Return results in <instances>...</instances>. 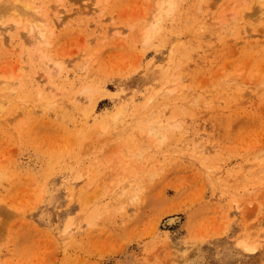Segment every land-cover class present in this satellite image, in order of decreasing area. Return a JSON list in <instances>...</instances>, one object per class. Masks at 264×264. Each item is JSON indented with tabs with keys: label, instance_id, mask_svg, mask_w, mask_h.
<instances>
[{
	"label": "rangeland",
	"instance_id": "1",
	"mask_svg": "<svg viewBox=\"0 0 264 264\" xmlns=\"http://www.w3.org/2000/svg\"><path fill=\"white\" fill-rule=\"evenodd\" d=\"M21 1L62 23L35 48L1 12L0 264H264V0L147 41L157 0Z\"/></svg>",
	"mask_w": 264,
	"mask_h": 264
},
{
	"label": "bare ground",
	"instance_id": "2",
	"mask_svg": "<svg viewBox=\"0 0 264 264\" xmlns=\"http://www.w3.org/2000/svg\"><path fill=\"white\" fill-rule=\"evenodd\" d=\"M3 1L5 3V6L3 4H0V18L2 17L1 12H3L6 9H7V11H12V12L20 15V21H24L25 23L29 24V30L27 32H29L28 36L32 40L33 44H35V48H38L41 44L48 42V38L46 37V32H48V30H49V33H50V31L52 30V28H50L48 26H50L51 24L52 25H58V24L62 23V16L60 15L61 13L59 11V8L58 9L54 8L53 11L50 8H49L50 9L49 11L47 10L48 12L52 11L51 13H53V15L51 13H50L51 15L50 14L40 15L38 9L29 3H24L21 0H14V1L3 0ZM3 1H2V3H3ZM177 2H178V0H157V8H156L155 16L152 18L151 22L149 24L145 25V27L142 29L141 35H142L143 40L147 41L159 33V31L162 28V26H161V15L164 14V12L165 13H171L174 10V8L176 7ZM259 3H261V0H259ZM55 9H57V10H55ZM261 13H264V12L261 11ZM18 22L19 21H16V23H18ZM2 31H4V30H2ZM2 31H0V35H2L1 34ZM38 57H44V55L42 53H39ZM86 87L81 88L77 93L87 96V94L91 93L92 88H90V87L86 88ZM11 88H12V86H9L10 90H11ZM38 93L39 94H37V97L35 100L36 103L38 105H45L47 102H46L45 97L43 96L44 94H41L42 92L41 93L38 92ZM50 96L51 95H49L48 97L50 98ZM88 96H90V95H88ZM76 100L77 99L75 97L72 99L73 102H77ZM5 103H6V100L3 99V94L0 93V113L3 110V106L5 105ZM166 127H168V126H166ZM146 128H148V130H146L147 131V133H146L147 139L151 142H157V141L160 142L166 136V128L161 126V125H158V123L153 122L149 126H147ZM172 219H173V217H172ZM171 220H168V222ZM237 243L242 248H244V250L245 249L246 250L251 249V247L247 243V241L246 242L245 241H238Z\"/></svg>",
	"mask_w": 264,
	"mask_h": 264
}]
</instances>
